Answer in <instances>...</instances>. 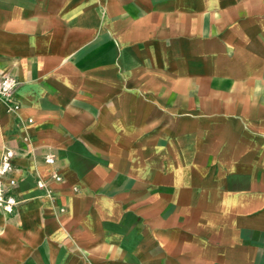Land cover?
<instances>
[{"label":"crops","instance_id":"1","mask_svg":"<svg viewBox=\"0 0 264 264\" xmlns=\"http://www.w3.org/2000/svg\"><path fill=\"white\" fill-rule=\"evenodd\" d=\"M0 75V264H264V0H0Z\"/></svg>","mask_w":264,"mask_h":264},{"label":"built area","instance_id":"2","mask_svg":"<svg viewBox=\"0 0 264 264\" xmlns=\"http://www.w3.org/2000/svg\"><path fill=\"white\" fill-rule=\"evenodd\" d=\"M17 83L15 78L11 76L0 75V100L6 102L11 110H15L19 106L13 97ZM13 158L14 151L10 148H5L0 155V209L5 212H12L14 205L17 203V200L11 193L16 184L14 178L10 176L13 170ZM45 161L48 164H53L54 158L48 155ZM52 177L57 181L61 180V175L54 170ZM37 184L40 187L43 185L39 181Z\"/></svg>","mask_w":264,"mask_h":264},{"label":"bare ground","instance_id":"3","mask_svg":"<svg viewBox=\"0 0 264 264\" xmlns=\"http://www.w3.org/2000/svg\"><path fill=\"white\" fill-rule=\"evenodd\" d=\"M4 149V148H3Z\"/></svg>","mask_w":264,"mask_h":264}]
</instances>
